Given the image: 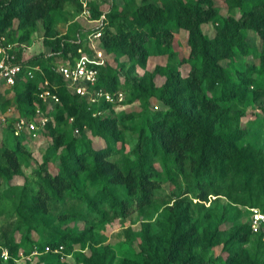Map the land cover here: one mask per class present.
Returning <instances> with one entry per match:
<instances>
[{
    "label": "trees",
    "instance_id": "1",
    "mask_svg": "<svg viewBox=\"0 0 264 264\" xmlns=\"http://www.w3.org/2000/svg\"><path fill=\"white\" fill-rule=\"evenodd\" d=\"M69 3L81 5V0H0V36H5L16 20L21 29L41 22L44 45L51 49L48 55L27 61H23V49H17L19 63L39 66L42 73L34 80L22 75L11 88L0 82V114L14 106V118H29L37 107L43 108L50 120L38 139L53 137L56 153L62 149L56 161L58 174L45 175L35 197L20 193L18 204L11 206L1 201L0 216L12 211L18 228L33 232L46 225L41 216L46 201L63 200L68 195L91 213L104 214L101 209L107 208L115 216L127 218L135 204L141 209L150 204L152 192L162 180L175 181L173 170H181L184 162L189 163L194 184L183 194L185 198L198 189L196 199L202 202L211 195L221 196L232 210L258 208L264 212V122L255 129L242 121L248 116L245 108L251 105L261 113L257 118H264V0H224L227 15L215 0H124L121 7L113 1L107 12L97 3H87L91 20L106 18L98 40L105 61L98 67L95 89L126 92L123 107L138 104L135 110L144 117L133 159L122 164L108 159L122 153L118 148L124 140L120 126L136 112L118 113V106L90 104L72 93L56 71L60 61H73L81 56L80 51L93 55L87 39L96 29L77 41L53 29L51 15ZM207 25L213 27L211 33L204 31ZM175 30L187 33L189 53L177 51ZM252 35L259 39V48L251 41ZM20 40L29 43V33ZM157 57L166 58L167 65L148 70L150 59ZM186 65L190 70L184 77L180 68ZM138 69L144 70L143 75H136ZM44 79L60 99L54 107L43 105L39 97ZM0 134L7 141L0 149L1 199L2 181L15 189L14 178L33 138L27 132L16 134L11 120L0 119ZM243 141L247 144L242 145ZM196 205L205 208L203 203ZM230 208L219 213V220L230 227L205 235L199 231V220L191 224L189 207L175 200L163 217L145 226L144 262L264 264L263 230L255 233L251 223H239ZM213 216V209H207L206 220ZM154 235L165 240L162 249L152 245ZM84 236L66 231L39 246H64L65 252L72 254L73 245ZM248 243L252 249L246 251ZM220 245L223 255L208 261L205 251ZM9 246L14 253L15 247ZM197 246H203V252L193 255ZM90 252L96 254L93 247ZM55 258L60 256L49 254L40 260ZM112 262L113 257L108 262L98 257L88 264Z\"/></svg>",
    "mask_w": 264,
    "mask_h": 264
},
{
    "label": "rangeland",
    "instance_id": "2",
    "mask_svg": "<svg viewBox=\"0 0 264 264\" xmlns=\"http://www.w3.org/2000/svg\"><path fill=\"white\" fill-rule=\"evenodd\" d=\"M89 1L97 3L103 11H108L111 2L117 3L120 7L124 0H81V5L69 3L63 9L55 11L52 15L53 29H55L60 36H67L71 41L85 39L89 33L95 30L97 24L90 22L92 17H87L85 14L84 4ZM221 7L222 14L227 15V8L224 0H215ZM88 9V7H87ZM91 13V11H90ZM206 33H211L213 27L207 25L204 27ZM29 33L30 42L22 43L21 37ZM175 45L176 49L182 53H189L187 47V33L184 31L175 30ZM44 30L42 23L38 22L35 25H30L25 29L19 27V21L16 20L12 29L2 36L6 40L7 45H14L15 49H23V59L25 61L36 57L40 54L48 55L50 48L44 45ZM253 44L259 48L260 41L255 36H251ZM255 61V60H252ZM59 63H63L60 61ZM166 58H151L147 65L148 70H153L156 65H167ZM175 67L178 64L171 63ZM128 67L124 70L127 72ZM182 75L186 77L189 73L190 67L188 65L180 68ZM144 70L138 69L136 75H143ZM11 88V87H10ZM126 99H127V93ZM136 105H125L122 108H117L120 112H136ZM246 112L248 116L245 117L243 125L250 128H257L261 125L260 111L253 105L247 106ZM14 106L9 107L5 114H0V119H14ZM8 121V120H7ZM144 123V117L136 112L133 119L126 120L120 129L123 133L124 140L118 144V148L122 153L111 156L108 161L111 163L122 164L128 160H132V150L137 143L138 132ZM264 126V124H263ZM259 138L261 136H258ZM5 135L0 134V149H3L7 144ZM92 139V138H91ZM258 139V138H257ZM257 139L254 141L257 142ZM35 140V141H34ZM93 141H96L95 139ZM261 138L258 139L260 144ZM247 141H243L242 145H246ZM261 145V144H260ZM54 138L50 136L33 139L27 147L21 161L20 173L17 174L13 181L14 190L6 181L1 183V195L3 198L0 202L7 203L9 206L18 204V195L25 193L28 197H35L40 191L42 185V178L45 175L56 176L58 174V154L54 147ZM51 157L50 161L47 158ZM157 167H160L158 164ZM179 171V172H177ZM175 181L168 182L162 180L161 183L152 192L151 202L142 209L138 204L132 209V212L127 218L115 216L112 212H108L103 208L101 211L104 214L91 213L86 207L79 205L76 198L66 196L63 200H48L46 201V208L42 212V217L45 219V226L40 227L33 232H27L25 229L18 228V220L13 212L6 213L0 216V257L2 259L3 250H8L11 260L3 264H88V261L98 257H105L106 261H110L113 257L112 264H147L144 262V256L141 252V245L144 238V229L146 225L154 223L158 217H163L167 206H172L175 200L182 202L186 207H189L191 215V224L200 221L199 231L205 232V235H211L216 231H226L230 227L229 223L219 220V213L223 209L230 208V203L225 197L211 195L206 202L196 199L198 189L195 194L183 195L194 184L189 177V163L184 162L181 170H173ZM168 203H170L168 205ZM197 203L205 204V208L198 207ZM207 209H213V218L207 221L205 214ZM231 209V208H230ZM232 210V209H231ZM251 208H236L232 210L231 216L237 215V220L242 224H249L251 221ZM191 225H189L190 227ZM157 232V229H154ZM66 231H71L76 234H85L83 240L73 245L74 252L72 254L59 255L52 252L50 246L41 249L39 245L53 240L56 236L62 235ZM253 240V237L251 238ZM15 247V252L11 253L9 244ZM165 240L153 236L152 245L155 248L162 249ZM85 248L83 249V247ZM96 251V254L90 252V249ZM203 246H197L193 249V255H199L203 252ZM252 249V243L246 245V251ZM223 245L210 248L205 251V257L208 261L215 260L223 255ZM59 255L60 258L40 260L45 255ZM262 259H264V248L261 250ZM79 257V258H78ZM0 259V260H1ZM146 260V259H145ZM1 262V261H0ZM154 263V261H152Z\"/></svg>",
    "mask_w": 264,
    "mask_h": 264
},
{
    "label": "built area",
    "instance_id": "3",
    "mask_svg": "<svg viewBox=\"0 0 264 264\" xmlns=\"http://www.w3.org/2000/svg\"><path fill=\"white\" fill-rule=\"evenodd\" d=\"M85 14L91 17L90 10L87 9V3L84 4ZM106 18L103 15L99 20L90 21L96 26V33L88 36L89 47L93 50V55H87L80 51L81 56L67 63H58L56 67L57 73L67 83L68 89L80 97L86 98L92 105H100L102 103L118 106L122 108L126 101V94L123 91L109 92L95 89L99 80V69L103 65L105 58L103 52L98 49V40L102 35V28ZM24 48V45H21ZM17 49L14 45H7L4 37L0 36V82L7 87H14L18 79L23 75L31 80L36 78L37 73L41 72L39 66L24 67L17 61ZM23 61H25L23 59ZM42 73V72H41ZM52 85L49 80L44 79L39 85V97L45 106L54 107L60 103L59 97L53 93ZM97 114H101L98 112ZM8 120V121H7ZM11 119H3V122H9ZM50 120L49 114L41 107H37L35 113L29 118H14L13 127L16 134L27 132L33 139H37L41 132L45 131ZM251 228L257 233L260 230L264 232V212L258 208H251ZM264 242V237H263ZM54 254L66 255L64 246L51 249ZM2 259L8 262L12 259L8 250H3Z\"/></svg>",
    "mask_w": 264,
    "mask_h": 264
}]
</instances>
